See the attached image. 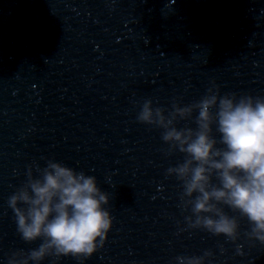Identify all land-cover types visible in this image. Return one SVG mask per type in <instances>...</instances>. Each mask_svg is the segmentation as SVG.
Masks as SVG:
<instances>
[{"label":"clouds","instance_id":"clouds-1","mask_svg":"<svg viewBox=\"0 0 264 264\" xmlns=\"http://www.w3.org/2000/svg\"><path fill=\"white\" fill-rule=\"evenodd\" d=\"M136 119L162 130L166 155L184 156L167 175L182 185L179 207L189 213V228L236 243L244 218L250 226L247 238L264 244V96L221 95L214 86L199 101L183 106L173 101L171 109L147 99ZM181 121L195 127H180ZM25 175L7 205L20 238L40 243L12 251L6 264H62L66 257L85 264L105 246L114 227L111 194L95 175L54 160L45 167L29 165ZM237 252L244 254L242 245ZM214 255L211 250L179 255L173 264H215Z\"/></svg>","mask_w":264,"mask_h":264}]
</instances>
